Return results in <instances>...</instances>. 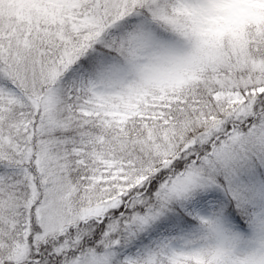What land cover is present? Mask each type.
<instances>
[{
  "label": "snow or ice",
  "instance_id": "1",
  "mask_svg": "<svg viewBox=\"0 0 264 264\" xmlns=\"http://www.w3.org/2000/svg\"><path fill=\"white\" fill-rule=\"evenodd\" d=\"M0 264H264V0H0Z\"/></svg>",
  "mask_w": 264,
  "mask_h": 264
}]
</instances>
